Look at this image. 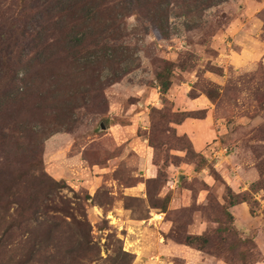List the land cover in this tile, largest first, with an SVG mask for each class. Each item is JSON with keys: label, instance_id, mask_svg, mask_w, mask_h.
I'll use <instances>...</instances> for the list:
<instances>
[{"label": "rangeland", "instance_id": "obj_1", "mask_svg": "<svg viewBox=\"0 0 264 264\" xmlns=\"http://www.w3.org/2000/svg\"><path fill=\"white\" fill-rule=\"evenodd\" d=\"M43 1L0 0V260L264 264V0L171 18L169 37L130 34L138 64L63 116L33 92L63 63L51 38L34 53ZM16 77L24 98L8 93Z\"/></svg>", "mask_w": 264, "mask_h": 264}, {"label": "trees", "instance_id": "obj_2", "mask_svg": "<svg viewBox=\"0 0 264 264\" xmlns=\"http://www.w3.org/2000/svg\"><path fill=\"white\" fill-rule=\"evenodd\" d=\"M223 1L226 0H44L36 6L40 18H35L39 28L33 37L37 42V50L34 53L36 58L43 59L45 57L43 45L47 43L48 38H51L55 40L54 45L57 43L61 46L60 51H54L50 56L56 60L61 55L62 58L57 62L63 61V63H58L59 68L51 74L53 78L50 82L38 81L39 86H36L37 89L33 88V92L36 91L39 98L54 93L55 99L60 103L59 116L65 115L66 109L79 106L76 98L81 100V105H87L86 98L95 88L96 79L104 77L105 83L112 84L138 64L134 63L135 59L128 56L133 49L126 41L130 34L144 35L152 30L161 37H169L172 34L171 18H189ZM130 18L133 20L131 23ZM47 21L50 22L52 30L50 34L46 33ZM30 35L26 31L23 38H28ZM30 41L32 40H26L27 43ZM127 57L130 60H127ZM120 65L123 66L122 70ZM113 66H117V69L114 68L116 71L109 73L107 69ZM162 76V71L155 74L161 92H165L169 88V81L162 79ZM27 88L29 85L26 80L16 77L8 93L24 98ZM39 108L44 109V106ZM28 200L25 197L19 198L18 216L27 214ZM46 200L50 198L47 197ZM244 201L246 200L231 199L230 204L235 205ZM51 210L55 213L63 211L62 214L67 216L71 214L63 206ZM58 218L60 217H52L55 220ZM30 219L31 217H20L16 226L23 228L19 223L28 224ZM44 223L46 221L41 220L39 226ZM13 229L14 226L9 227L6 233ZM198 239H202V235L187 236L185 243L192 245ZM8 246L13 245L10 242L4 245V247ZM7 260L13 264L11 258L0 260V264H8Z\"/></svg>", "mask_w": 264, "mask_h": 264}]
</instances>
